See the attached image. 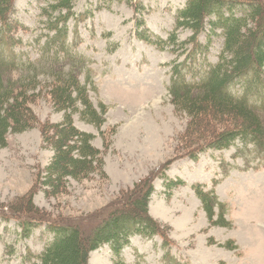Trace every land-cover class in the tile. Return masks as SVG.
Returning <instances> with one entry per match:
<instances>
[{
	"label": "rangeland",
	"instance_id": "obj_1",
	"mask_svg": "<svg viewBox=\"0 0 264 264\" xmlns=\"http://www.w3.org/2000/svg\"><path fill=\"white\" fill-rule=\"evenodd\" d=\"M51 1L14 0L15 17L28 28L17 29L23 42L18 50L35 55V40L45 31L41 8ZM187 1L72 0L75 18L68 25L80 33L78 49L90 60L96 88L89 85L90 98L95 105L102 101L109 107L105 135L78 114L73 118L79 129L94 134L93 145L101 150L104 166L87 180L68 179L58 194L45 191L38 183L39 173L50 163L53 150L44 145L41 127L60 122L63 114L47 97L35 100L32 110L39 125L9 134L8 145L0 146V264H32L34 255L53 239L46 222L77 224L88 233L118 209L137 206V198L146 196L148 188L147 216L170 244L165 246L159 235H133L121 250L125 264H264V157H256L250 145L240 151L243 144L238 140L193 157V151L214 140L201 142L197 135L189 136L191 119L175 109L169 93L172 64L185 59L182 43L193 31L182 27L176 31V51L158 48L137 35L138 29L144 34L148 30L153 40H167L177 11ZM209 19L214 20L206 18L205 32L198 36L208 44L201 58L216 63L224 36L221 29H211ZM141 20L143 24H138ZM81 79L85 81V75ZM198 186L214 190L229 226L209 222ZM17 218L45 222L24 237ZM226 242L236 248L224 247ZM116 261L109 244L89 254V264Z\"/></svg>",
	"mask_w": 264,
	"mask_h": 264
},
{
	"label": "trees",
	"instance_id": "obj_2",
	"mask_svg": "<svg viewBox=\"0 0 264 264\" xmlns=\"http://www.w3.org/2000/svg\"><path fill=\"white\" fill-rule=\"evenodd\" d=\"M73 7L72 0H53L41 8L45 31L40 38L45 39L43 43L40 38L35 40L33 55L17 49L23 43L16 36L17 29L28 28L15 17L14 0H0V146L8 145L9 134L39 125L32 104L47 97L54 110L63 114L60 122H47L41 127L44 145L53 150V156L40 171L38 183L52 194L62 192L68 179L87 180L104 166L101 150L93 145L94 134L79 129L73 118L78 114L105 135L102 128L109 107L102 101L95 105L90 98L89 85L96 90L90 60L78 49L80 33L76 28L70 31L68 25L75 18ZM209 16L214 18L207 21L211 29H221L224 36L216 63L202 59L208 44L198 37L205 32ZM175 18V28L167 40H153L148 30L144 34L138 29L137 35L158 48L170 46L176 51V31L181 27L193 31L182 43L180 54H186L185 59L172 64L169 85L175 109L191 119L189 136L197 135L201 142L210 137L214 140L193 151V157L207 148H228L237 140L243 144L240 151L250 145L256 157H264V0H188ZM195 189L209 222L229 226L224 205L214 190L204 191L201 186ZM150 190L137 198L140 202L135 205L139 207L118 209L88 233L77 224L46 222L53 239L34 255L36 260L31 263L89 264L90 252L109 244L117 257L116 264H125L121 250L136 234L148 238L159 235L165 246L169 245L165 232L147 216ZM18 222L23 228L22 236L28 237L34 227L45 221L34 218ZM223 246L236 248L231 242ZM165 257H169V251Z\"/></svg>",
	"mask_w": 264,
	"mask_h": 264
}]
</instances>
